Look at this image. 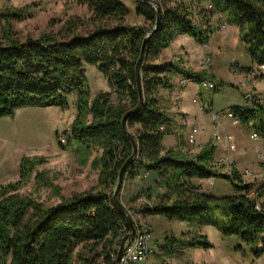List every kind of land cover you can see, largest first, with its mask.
I'll return each instance as SVG.
<instances>
[{"label": "trees", "instance_id": "obj_1", "mask_svg": "<svg viewBox=\"0 0 264 264\" xmlns=\"http://www.w3.org/2000/svg\"><path fill=\"white\" fill-rule=\"evenodd\" d=\"M79 1L87 4L99 22L82 34L74 31V21H68L65 25L69 33L66 35L47 31L38 37L28 35L21 39L11 29V23L22 18L25 6L10 7L0 13L3 22L0 118L12 116L17 109L27 106L66 108L67 96L76 92L77 114L71 122V134L88 152L92 146L102 149L97 159L100 166L97 187L73 193L49 207L16 193L30 179L35 165L44 161L43 157L36 161L26 156L21 158L18 179L0 185V264H72V253L77 244H90L89 248L93 250L97 245L109 242L123 227L127 228L107 189L109 183L117 179L121 165L132 152L121 120L138 102L134 66L144 38L154 25L156 13L149 4L134 0L135 14L149 24L148 28L146 24L124 23L123 18L129 10L120 0ZM201 3H210L212 9L200 10ZM192 9L200 14L196 21L191 16ZM160 11L161 22L145 44V58L140 67L144 103L125 120L126 127L139 126L134 135L139 155L126 176L134 178L141 169L154 171L155 176L159 175L156 176L158 181L168 175L165 182L172 180L170 186L178 192L170 203L165 200L152 207L145 205L142 208L144 214L161 213L169 220H193L209 208L210 201L225 203L229 225L221 232L239 236L253 255L259 257L264 254V176L255 188L242 179L240 170L233 165L228 172H220L213 164L216 147L209 142L192 158H183L173 152L175 149L161 146L163 136L171 131L173 119L158 105L153 97L154 90L171 88L172 73H183L184 78L200 83L207 79V71L184 69L178 62L156 64L151 61L170 46L177 34H185L197 44H207L210 38L208 15L219 12L238 28L239 40L251 61L264 65V0H174L173 6H162L161 3ZM113 18L116 19L113 24L100 23L103 19ZM84 63L95 65L107 79L119 103L110 102L111 92H100L90 100ZM261 77L264 78V71ZM124 98L129 105L121 102ZM262 101L230 110L242 125L251 122L254 131L264 137V97ZM210 106L211 103L205 104L207 111L211 110ZM43 176V172L36 173L37 184L50 186ZM212 176L228 178L235 193L216 198L194 183ZM173 243H177L175 237L164 239L160 245L164 254L173 250ZM179 243L186 247H211L205 234ZM97 257L79 256V264H99L95 263Z\"/></svg>", "mask_w": 264, "mask_h": 264}, {"label": "rangeland", "instance_id": "obj_2", "mask_svg": "<svg viewBox=\"0 0 264 264\" xmlns=\"http://www.w3.org/2000/svg\"><path fill=\"white\" fill-rule=\"evenodd\" d=\"M120 1L129 10V14L123 18L124 23L146 24L150 28L141 16L135 14L134 0ZM156 1L160 7L161 3L162 6L174 5V0ZM23 6L25 11L22 13V18L12 20L11 23V29L21 39L28 35L38 37L47 31L66 35L69 33L65 25L68 21L76 23L74 31L79 34L86 33L99 24L87 4L79 0H0V13L10 7ZM199 8L208 10L207 3H201ZM192 10L191 16L196 21L200 14H197L195 9ZM208 16H210L208 22L210 38L208 47H204L205 50L196 54L197 43L191 37L182 34L186 38L180 39L175 36L171 45L162 49L158 57L151 61L156 64L178 62L184 69L195 71L206 69L207 79L214 84L213 88L206 89L201 87L200 83L188 80L186 86L181 88L179 79L183 77V73L176 72L170 74L171 88L157 87L154 90L153 97L157 99L158 105L173 119L171 131L163 136L161 146L164 149H175L176 151L173 152L183 158H192L208 142L214 144L217 154L213 164L216 168L224 173L233 165L240 170L242 179L257 188L264 176V137L254 131L251 122L242 125L239 120L234 122L223 114L232 107L248 106L242 104L244 90L237 87V76L244 77L249 85L264 83L262 81L264 78L259 75L258 67L251 61L244 44L239 40L238 28L230 24L222 14L213 13ZM115 22L116 19L113 18L103 19L100 23ZM2 24L3 22L0 21V36ZM207 58L210 62L206 64ZM84 70L85 81L90 90V100L100 92H111L110 102L112 104L120 102L115 99L116 94L95 65L84 63ZM195 92L205 104L212 103L211 110L207 111L205 104L194 105L191 102ZM254 93L257 96H264V87L262 89L255 87ZM75 99L76 92H71L67 96L66 108L27 106L17 109L12 116L0 118V167L3 160H7L14 151L34 161L38 157H43L44 161L35 165L30 179L20 186L16 193L34 198L47 207L62 202L73 193L83 192L98 185L100 166L97 159L102 149L92 146L91 151L88 149V152L72 136L71 122L77 114ZM121 102L129 105V101L125 98ZM197 109L201 118L199 115L190 117L192 113L196 114ZM214 114L212 120L211 116ZM222 117L229 123L223 124ZM138 128V124L127 126V130L133 136ZM253 133L256 135L253 136ZM216 143L223 145L225 149H221ZM138 155L137 152V157ZM220 158L224 160L221 165L218 164ZM38 171L43 172V177L49 180L50 186L37 184L35 175ZM18 173L19 168L15 176L6 178L0 185L16 181ZM156 176L154 171L145 169H141L134 178H128L124 172L119 198L131 217L134 232L128 240L127 235L131 233L129 225L119 231L123 232V238L118 242L117 258L121 242L124 240L123 251H125L128 244L134 240L135 230L141 228L148 233L150 245L158 251L155 254L158 255H154L153 259H163L166 264H264V254L255 257L250 247L241 242L239 236L221 232L229 225L228 206L225 203L210 201L209 208L193 220H169L161 213L144 214L142 208L145 205L152 207L158 202H166L165 200L170 203L178 194L170 186L173 184L172 180L170 183L165 182L169 179L168 175L165 178L160 177L159 181L158 178L155 179ZM115 183L116 180L109 183L108 194H113ZM194 183H197L207 195L216 198L235 193L231 181L226 177L212 176ZM199 234L206 235L211 247H186L179 243L184 239L195 238ZM118 235L109 239L105 245H97L93 250L89 248L90 244H77L72 253V264H79V256L95 259V256L105 253L112 247L111 244ZM172 237H175L177 243L172 244L173 250L170 253L164 254L160 245L165 238ZM117 258L115 264H120ZM109 260L110 256H107L106 261Z\"/></svg>", "mask_w": 264, "mask_h": 264}, {"label": "built area", "instance_id": "obj_3", "mask_svg": "<svg viewBox=\"0 0 264 264\" xmlns=\"http://www.w3.org/2000/svg\"><path fill=\"white\" fill-rule=\"evenodd\" d=\"M207 9L211 10L212 5L210 3H207ZM217 15H221L219 12H214ZM209 58L206 59V64L209 63ZM259 71H264V65H258L257 66ZM187 81V79H181L180 83L184 84ZM200 85L203 88L210 89L214 87L213 82L210 80H203L200 82ZM236 85L239 88L244 89L242 97L244 104L250 105L253 101L256 102H263L261 97H256L254 92L250 87H248L246 81L244 78H238L236 80ZM194 101L198 104L199 103L197 98H194ZM223 116L228 117L232 119L234 122L238 121V118L234 116L231 110L224 113ZM215 114L211 116L212 120H214ZM233 122V123H234ZM195 130V128H194ZM256 133H253V136H255ZM223 158H220L218 161V164L221 165L223 163ZM201 179H198L197 181H200ZM144 197V196H143ZM148 233L143 229L135 230L133 242L131 241L130 244L125 248V251L122 252V254L119 257V263L120 264H166V262L163 259H153V256L156 254L157 249L150 245L147 238ZM123 238V232H121L114 242L111 244L112 247L109 248L105 253L100 254L96 261L99 262V264H115L116 263V250L118 247V242ZM110 256V260L106 261V257ZM156 256V255H155Z\"/></svg>", "mask_w": 264, "mask_h": 264}, {"label": "water", "instance_id": "obj_4", "mask_svg": "<svg viewBox=\"0 0 264 264\" xmlns=\"http://www.w3.org/2000/svg\"><path fill=\"white\" fill-rule=\"evenodd\" d=\"M136 1L146 3V4H149L150 6H152V8L155 10L156 17H155V22H154V25H153L151 31L144 38L143 44H142L141 49H140L139 56L137 58L135 66H134V78H135L136 91H137V95H138V102L134 108L128 110L124 114V116L121 120L122 128H123L127 138L131 142L132 152H131L130 156L121 165V167L118 171L116 183H115L113 194L111 197L114 207L124 217L125 221L127 222L129 227L131 228V233H129L127 235L128 240H129L130 236L133 234L134 229L132 226V220H131L130 215L127 213L125 207L122 206V204L120 203L119 191H120V188L122 186V180H123L124 172H126L129 169V167L132 166L135 159L137 158L138 147H137V143L135 141L133 134L127 130L125 120H126V117L128 115L136 113L137 111H139L140 108L142 107L143 103H144V94H143V88H142V76H141V72H140V67H141V64L145 58V44H146L149 36L156 31V29L158 28V26L161 22L160 6L156 0H136ZM123 248H124V240L121 242L120 248L118 250V258L120 257V255L123 251Z\"/></svg>", "mask_w": 264, "mask_h": 264}, {"label": "crops", "instance_id": "obj_5", "mask_svg": "<svg viewBox=\"0 0 264 264\" xmlns=\"http://www.w3.org/2000/svg\"><path fill=\"white\" fill-rule=\"evenodd\" d=\"M180 38V39H184V38H186V37H184V35H182V34H177L176 35V38ZM187 41H189V40H187ZM171 45V44H170ZM208 47V43L207 44H204V46L202 47V45L201 44H197V51L195 52L196 54H199V53H201L203 50H205L204 49V47ZM237 66V65H236ZM258 65H256V67H257ZM206 70V69H205ZM258 70V69H257ZM235 71V70H234ZM258 73H259V75L261 76V74H262V72H260L259 70H258ZM237 79L238 78H244V77H241V76H237L236 77ZM181 79L183 80V79H186V78H184V77H182V78H180L179 79V85L181 86V88L182 87H184V86H186V84L188 83L187 81H188V79H187V81L184 83V84H181L180 83V81H181ZM208 80V79H207ZM262 81H264V79H262ZM247 83V82H246ZM247 85H248V87H250L251 89H252V91L254 92V89H255V87L256 88H258V89H262L263 87H264V83H254L253 85H249L248 83H247ZM202 87V86H201ZM244 90V89H243ZM255 94V93H254ZM256 97H261V98H263L264 96H257V95H255ZM193 98H197L198 99V101H199V103H201V104H205L204 102H202L201 100H200V97H199V95L195 92V95L191 98V102L195 105V104H198V103H196L195 101H193ZM182 104H185V103H182ZM208 104V103H207ZM212 104V103H211ZM242 104H244V101L242 102ZM189 107V106H188ZM197 107V106H196ZM191 109V108H190ZM192 111V110H191ZM194 115H199V117L201 118V115H200V113L198 112V109H197V112H196V114L195 113H192L191 114V116L190 117H193ZM198 117V118H199ZM204 121V120H203ZM229 123V121L227 120V119H225L224 117H222V123L224 124V123ZM206 124H207V121H206ZM217 145H219L218 143H216ZM220 146V148L221 149H225L224 148V146L223 145H219ZM21 152V151H20ZM216 152H217V149H216ZM217 154V153H216ZM21 157H22V155L21 154H18V152L17 151H14V152H12L9 156H8V159L7 160H3V163H2V166L0 167V183L3 181V180H5L6 178H8V177H12V176H15V174H16V172L18 171V168H19V164H20V160H21ZM11 169V170H10ZM155 179H157V177L155 178ZM197 181V180H196ZM195 181V182H196ZM158 252V251H157ZM158 255V254H157ZM156 255V256H157Z\"/></svg>", "mask_w": 264, "mask_h": 264}, {"label": "bare ground", "instance_id": "obj_6", "mask_svg": "<svg viewBox=\"0 0 264 264\" xmlns=\"http://www.w3.org/2000/svg\"><path fill=\"white\" fill-rule=\"evenodd\" d=\"M207 80V79H206Z\"/></svg>", "mask_w": 264, "mask_h": 264}]
</instances>
